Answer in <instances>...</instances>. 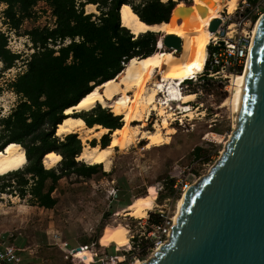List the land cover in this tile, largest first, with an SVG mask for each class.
<instances>
[{
    "label": "rangeland",
    "instance_id": "rangeland-1",
    "mask_svg": "<svg viewBox=\"0 0 264 264\" xmlns=\"http://www.w3.org/2000/svg\"><path fill=\"white\" fill-rule=\"evenodd\" d=\"M248 1L254 4L259 0ZM174 2L176 5L177 0ZM95 5L96 11L93 12L98 16L100 11ZM223 9L224 12L221 11ZM261 11L263 14L264 3H261ZM233 12L229 13L225 6L216 9L211 3L207 15L228 19L234 17ZM262 14L255 17L252 29ZM54 24L52 8L44 1L33 7L31 16L26 17L17 30L10 28L0 10V29L7 33V44L20 54V59L8 69L0 59L1 117L8 115L19 101L10 84L18 73L26 69L23 60L35 50L28 32L35 27H52ZM185 24L186 21H178L163 31H155L159 38L156 49L164 48L161 38L165 32L173 31L182 36L191 34L193 26L183 27ZM221 35L216 34L218 37ZM228 85V81L219 84L214 77L200 76V73L190 82L182 83L184 92L195 94L189 102L191 114L181 112L174 103L173 108L168 109L173 113L169 118V128L162 127L163 116L157 111H152L144 122L132 117L124 120L120 115L122 128L144 123L142 130L155 131L158 126L165 136H169L168 142L147 146L148 139H140L136 134L127 147L117 149L110 168L105 169L102 164L94 173L75 171L59 179L52 192L57 203L51 208L34 202L29 191L20 195V176L12 177L11 173L0 175V234L10 236V243L27 249V264H86L73 258L68 249L83 245L92 248V244L94 251L103 257L117 252L115 248L118 246V253L126 256L124 264L149 260L155 252L152 238L147 237L154 226L149 222L150 214L159 213L165 222L169 221L167 224H173L186 187L212 168L236 128L237 112L234 100L231 101L233 91L227 90ZM109 132L110 129L105 133ZM93 138H97V145H101V137ZM93 138L81 139L83 147L91 145ZM58 167L59 163L55 168ZM8 184L9 187L6 186ZM32 184L31 179L28 187ZM50 185L48 180L46 188ZM119 241L127 243L120 245ZM64 242H68V249L63 247Z\"/></svg>",
    "mask_w": 264,
    "mask_h": 264
},
{
    "label": "trees",
    "instance_id": "trees-1",
    "mask_svg": "<svg viewBox=\"0 0 264 264\" xmlns=\"http://www.w3.org/2000/svg\"><path fill=\"white\" fill-rule=\"evenodd\" d=\"M0 1L7 4L4 10L6 22L15 30L20 28L26 17L31 16L33 7L40 1L49 4L55 17L54 26L35 27L28 32L35 50L23 60L26 69L18 73L10 84L19 101L8 115L0 116V151L11 142L19 143L25 149V168L9 172L12 177L20 176V195L29 191L34 202L51 208L57 203L52 192L59 179L75 171L91 174L102 167L101 163L86 164V161L78 160L83 150L78 133H68L63 137L57 135L58 125L67 117L65 110L78 104L94 87L114 78L131 58L163 50L156 49L159 41L156 32L146 31L136 36L124 26L120 7L129 4L144 22L156 24L164 21L170 26L186 21L179 10L188 8L193 29H203L205 19L210 16L204 13L206 2L203 0H192L191 3L177 0L173 11L174 0H139L138 3L136 0ZM209 2L220 9L227 0ZM88 3L97 4L98 16L86 11ZM7 40V35L0 30V59L8 69L20 59V54L7 48ZM238 82L237 75L227 86V90L233 91L231 101L235 99ZM112 106L109 105L108 109L97 104L90 110L76 111L72 115L81 117L90 127L99 124L112 132L122 127V116L113 114L110 111ZM111 132L101 136V147L109 145ZM97 143V138L90 140L92 146ZM51 151L62 156L58 168H47L43 163L44 156ZM31 179L33 184L28 187ZM48 180L51 185L46 188ZM163 220L159 213L149 216V222L153 224ZM126 243L119 241L120 245Z\"/></svg>",
    "mask_w": 264,
    "mask_h": 264
},
{
    "label": "water",
    "instance_id": "water-1",
    "mask_svg": "<svg viewBox=\"0 0 264 264\" xmlns=\"http://www.w3.org/2000/svg\"><path fill=\"white\" fill-rule=\"evenodd\" d=\"M221 23L215 18L209 30ZM161 39L167 50L182 51L180 36ZM250 50L237 127L185 191L169 240L140 264H264V13Z\"/></svg>",
    "mask_w": 264,
    "mask_h": 264
},
{
    "label": "bare ground",
    "instance_id": "bare-ground-1",
    "mask_svg": "<svg viewBox=\"0 0 264 264\" xmlns=\"http://www.w3.org/2000/svg\"><path fill=\"white\" fill-rule=\"evenodd\" d=\"M203 1L206 2L205 14H207L211 3L209 0ZM236 6L237 0H227L225 3V7L229 13L233 12ZM86 8L87 10H95V6L92 4L86 5ZM187 9L179 10L187 18L186 24L183 27L191 25ZM218 17L219 15L207 17L203 29H193L191 34L185 36L173 31L165 32L164 35L175 34L182 38V51L179 54L171 50H164L163 48L162 51L148 56L131 58L124 69L114 78L94 87L78 104L65 110L67 117L58 125L57 135L65 136V134L77 132L83 141L93 137H101L108 128L99 124L90 127L81 117H75L72 114L74 111L90 110L97 104H100L102 107H108L113 101L115 103L111 110L117 115H123L124 120L132 117L140 122H144L152 111H157L159 115L163 116L162 127H168L170 124L169 118L171 119L173 117V113L168 109H172L174 103L178 109H181V112L191 114L192 107L189 102L194 99L195 94L183 92L181 85L186 79L196 77V75L204 70L207 60L206 57L208 58L207 46L216 36L215 32L209 30V25L212 20ZM120 18L121 23L127 26L135 35L146 31H163L170 26L166 22L156 24L144 22L129 4H123L120 7ZM257 23L252 29V38ZM249 58L250 53L246 61L245 70L238 74L239 82L233 104L237 112V125L240 119ZM158 76L159 78L157 80L154 79V77ZM150 80L153 81L151 82ZM149 82H151L150 85H148ZM143 125L144 123L138 126L116 128L111 132V141L108 146L85 145L77 158L90 164H104L105 169H108L112 164V158L117 149L127 147L136 134L139 135L140 139H148L147 146L160 145L163 142H168L169 136H165L161 132L160 127L157 126L155 131H146L141 129ZM61 158L62 156L60 154L51 151L44 156L43 163L45 167L52 168L59 163ZM26 164L27 157L25 149L19 143L11 142L0 151V175L19 170ZM191 185H188L185 191ZM183 198L184 194L178 203L176 213L173 217L174 224L177 221ZM5 236L7 237V235ZM66 255L69 257L68 253ZM72 257L80 259V261L86 264H91L92 252L90 247H77L73 251Z\"/></svg>",
    "mask_w": 264,
    "mask_h": 264
},
{
    "label": "built area",
    "instance_id": "built-area-1",
    "mask_svg": "<svg viewBox=\"0 0 264 264\" xmlns=\"http://www.w3.org/2000/svg\"><path fill=\"white\" fill-rule=\"evenodd\" d=\"M261 3L263 4L264 0H259L254 4L248 0H238V5L233 12L234 17L230 16L228 19H225L221 16V27L215 33H222V35L219 37L215 36L210 43L208 58L200 76L207 75L208 77H214L219 84H223L225 81L231 84L232 78L245 70L246 61L253 41L251 26L256 19L255 17L262 14ZM6 7L7 4L0 1V10H2L5 19L4 10ZM221 11L224 12V9ZM233 18L236 20L234 19V21ZM2 32L7 35L5 30H2ZM7 47L12 50L10 45L7 44ZM14 51L12 50V52ZM205 70L206 72H204ZM164 222L165 220L161 223L154 224L152 230L148 232L147 237L152 238L151 244L154 251L158 250L161 245H164L169 240L174 223L167 224L169 221ZM9 238L10 236L6 237L5 234H0V264H24L22 249L10 243ZM62 245L68 249V242H64ZM92 245V248H90L92 252L91 263L124 264L126 256L125 254L118 253L120 251L118 246L115 248L117 252L103 257L94 251ZM81 247L85 248L90 246L83 245ZM75 250L76 247L68 249L71 254ZM97 257L99 258L96 261Z\"/></svg>",
    "mask_w": 264,
    "mask_h": 264
},
{
    "label": "crops",
    "instance_id": "crops-1",
    "mask_svg": "<svg viewBox=\"0 0 264 264\" xmlns=\"http://www.w3.org/2000/svg\"><path fill=\"white\" fill-rule=\"evenodd\" d=\"M88 4H92V5H94L95 6V10L94 11H96V5L95 4H93V3H88ZM87 4V5H88ZM86 11H89V13L90 12H93V10H86ZM77 133V132H76ZM66 135V134H65ZM61 137H63V136H61ZM81 138V137H80ZM92 146V145H91ZM5 175V174H4ZM6 235V234H5ZM22 256H23V260H24V264H27V249L24 247L23 249H22Z\"/></svg>",
    "mask_w": 264,
    "mask_h": 264
}]
</instances>
